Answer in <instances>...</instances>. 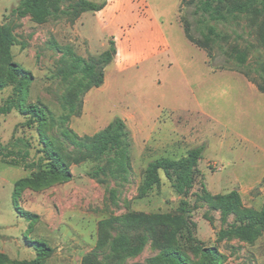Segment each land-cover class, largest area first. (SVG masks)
Masks as SVG:
<instances>
[{"label":"rangeland","instance_id":"obj_1","mask_svg":"<svg viewBox=\"0 0 264 264\" xmlns=\"http://www.w3.org/2000/svg\"><path fill=\"white\" fill-rule=\"evenodd\" d=\"M144 1L145 7H140L142 0L135 1L136 10L142 16L149 9L159 17L171 41L169 55L124 71H116L112 61L105 68L108 84L88 91L82 113L76 116L64 108L73 82L62 76L69 63L63 57L64 47L71 45L84 57L100 54L110 47L111 39L116 47L120 45L126 22L117 19L111 27L102 14L93 11L75 21L52 17L40 22L32 14L14 12L20 0H0V24L15 39L13 61L33 75L23 103L40 104L48 110L42 131L36 125H25L27 117L19 110L0 115V148L17 150L20 146H12L13 141L24 138L31 143V160L43 154L46 138L73 152L75 146L62 134L64 129L80 137L93 135L117 117L126 121L133 140L127 173H104L99 169L107 160L91 159L71 166V180L39 188L28 185L16 190L18 181L32 178L38 168L0 160V264H30L38 259L32 242L37 240L53 249L39 264H82L84 256L97 248L101 220L132 212L178 215L183 200L189 205L184 215L187 226H181L175 243L190 258H198L195 245L214 246L222 264H264V231L253 240L220 235L243 210H260L264 205V93L256 85L264 83L259 18L247 15L218 25L229 36L221 42L224 49L236 43L247 51L254 83L226 66L213 65L223 62L224 56L215 52L217 59L209 61L206 51L186 37L180 22L186 10L180 12L182 0ZM194 26L192 32L199 36ZM149 33L146 28L139 38L144 41ZM8 72L0 57V79L6 80ZM12 91V85L0 91V105ZM199 145L205 146L200 173L186 196L175 192L163 171L161 185L143 191L151 160L180 158ZM204 189L211 194L238 189L242 205L224 220L221 209L200 199ZM25 211L36 216L29 219ZM99 251L109 253V245ZM159 251L150 240L140 254L121 264H149L148 259Z\"/></svg>","mask_w":264,"mask_h":264},{"label":"trees","instance_id":"obj_2","mask_svg":"<svg viewBox=\"0 0 264 264\" xmlns=\"http://www.w3.org/2000/svg\"><path fill=\"white\" fill-rule=\"evenodd\" d=\"M104 6L105 3L93 0H20L14 12L19 15L32 14L40 22L52 17L75 21L84 12H97ZM184 8L186 10L183 12ZM180 12H183L180 22L186 37L206 51L209 61L217 59L215 52L224 56L223 62L212 63L213 65H219L221 68L226 66L256 83L248 67L247 51L236 43H230L224 49L221 42L228 40L229 36L224 35L218 25L230 23L247 15L259 18L258 33L264 44V0H182ZM193 26L199 36L193 34ZM14 44L15 39L11 30L0 24V57L7 64L9 71L6 80L0 79V91L8 85L13 86L12 94L0 105V115L19 110L27 117L25 125L29 127L36 125L42 131L48 110L40 104L24 105V94L28 84L33 80V75L13 61ZM116 54L117 47L113 39L110 40V47L107 50L88 57L77 54L71 45L64 47L63 57L67 58L69 63L63 67L62 76L64 79H73L64 97V108L69 110L70 115H81L84 96L92 88L103 85L105 68L114 60ZM262 71L261 76L264 78V69ZM256 85L258 90L264 93V83ZM62 134L74 144L73 152L64 151L62 147L46 138H43L45 145L42 149L43 154L31 160H29L31 143L24 138H16L12 143L14 147L20 146V149L5 152L6 147L0 148L1 161L22 165L25 168H38L32 178L18 181L16 190L28 185L39 188L54 181H69L73 178L71 166L91 159L107 160L106 165L99 169L104 173L110 170L112 174H123L130 170L132 132L123 118H115L93 135L80 137L69 129H64ZM204 149V145H199L189 149L186 155L180 158L160 157L151 160L145 169L143 191L160 186L162 183L160 172L163 171L175 192L186 196L194 187L200 173L199 163ZM203 191L200 199L213 208L221 209L224 220L229 212L238 210L242 205V197L238 189L218 194H211L206 189ZM188 210V202L183 200L180 206L181 214L178 215H146L132 212L101 220L97 248L84 256L82 264H121L127 258L140 254L150 240L160 248V251L148 259L149 264H222L221 253L214 246L195 245L193 251L198 258L193 260L175 243L181 226H187L184 215ZM23 214L29 219L36 216L30 211H25ZM188 230L191 229L188 227ZM263 231L264 205L260 210H243L238 214L234 224L222 230L220 235L233 234L253 240L260 237ZM32 242L39 257L30 264H39L43 257L52 253L53 249L44 242L38 240ZM107 244L109 253L100 252L99 249Z\"/></svg>","mask_w":264,"mask_h":264},{"label":"crops","instance_id":"obj_3","mask_svg":"<svg viewBox=\"0 0 264 264\" xmlns=\"http://www.w3.org/2000/svg\"><path fill=\"white\" fill-rule=\"evenodd\" d=\"M136 0H105V6L102 10L95 13L102 14L107 22L112 25L115 20L125 21L126 27H122V40L117 45V54L113 62L116 71H124L130 67L157 62L163 56L169 55L172 49L171 41L166 33L163 23L159 17L140 15L136 10ZM140 7H145V1L142 0ZM150 29L144 41L139 38L142 30ZM126 37V38H125ZM109 82L108 75L105 73L103 85Z\"/></svg>","mask_w":264,"mask_h":264}]
</instances>
